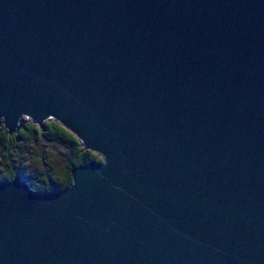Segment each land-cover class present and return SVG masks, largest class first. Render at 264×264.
<instances>
[{
  "label": "water",
  "instance_id": "95a60500",
  "mask_svg": "<svg viewBox=\"0 0 264 264\" xmlns=\"http://www.w3.org/2000/svg\"><path fill=\"white\" fill-rule=\"evenodd\" d=\"M100 162L0 181V264H264V0H0V124Z\"/></svg>",
  "mask_w": 264,
  "mask_h": 264
},
{
  "label": "trees",
  "instance_id": "16d2710c",
  "mask_svg": "<svg viewBox=\"0 0 264 264\" xmlns=\"http://www.w3.org/2000/svg\"><path fill=\"white\" fill-rule=\"evenodd\" d=\"M41 139L60 147L67 152L64 168L55 172L46 167L33 173H23L21 161L15 166L10 153L15 149ZM94 161L100 162V157L94 152L84 149L80 142L59 123L52 119L45 120L40 127L28 119H21L17 130L8 134L0 124V181L15 177L24 179L30 189L40 193H56L62 191L70 183V169L74 166L86 165Z\"/></svg>",
  "mask_w": 264,
  "mask_h": 264
},
{
  "label": "rangeland",
  "instance_id": "374dc122",
  "mask_svg": "<svg viewBox=\"0 0 264 264\" xmlns=\"http://www.w3.org/2000/svg\"><path fill=\"white\" fill-rule=\"evenodd\" d=\"M27 120V118H22ZM67 152L60 147L53 146L41 139L25 144L21 150L15 148L10 157L15 166H19L23 173H33L46 167H51L55 172H61L64 168Z\"/></svg>",
  "mask_w": 264,
  "mask_h": 264
}]
</instances>
